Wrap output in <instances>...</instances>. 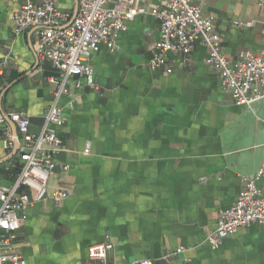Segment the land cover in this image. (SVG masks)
Here are the masks:
<instances>
[{"label":"crops","instance_id":"1","mask_svg":"<svg viewBox=\"0 0 264 264\" xmlns=\"http://www.w3.org/2000/svg\"><path fill=\"white\" fill-rule=\"evenodd\" d=\"M56 1L73 15L76 0ZM156 1L142 0L139 7L149 11ZM19 3L0 0V108L26 115L37 134L56 72L36 55V28L14 34ZM195 4L220 35L229 65L262 49L259 0ZM158 32L153 16L137 15L116 34L113 52L101 45L89 57L100 90L70 82L60 99L64 151L49 189L65 187L69 196L58 208L46 200L26 210L16 249L26 264H97L87 250L106 242L112 244L107 264H264V225L240 229L216 249L204 241L218 215L234 204L243 179L264 165V100L247 109L224 95L199 44L186 69L170 59L171 74L148 70ZM13 147L6 148L0 126L3 186L16 178V156L7 160ZM256 187L264 196V176ZM179 248L183 252L161 260Z\"/></svg>","mask_w":264,"mask_h":264},{"label":"built area","instance_id":"2","mask_svg":"<svg viewBox=\"0 0 264 264\" xmlns=\"http://www.w3.org/2000/svg\"><path fill=\"white\" fill-rule=\"evenodd\" d=\"M78 10L71 24L70 13L58 9L56 0H20L12 16L13 32L18 35L36 28L35 52L39 60L48 61L56 72L52 101L43 115L37 134L29 131L30 120L20 112L3 113L0 108V126L3 128L6 148L13 147V137L7 120L15 125L19 149L11 166L18 168L12 184H0V264H26L16 252L17 236L26 210L36 203L50 200L54 207L69 196L65 187L49 189V180L55 174L57 156L64 151L58 129L63 125L60 99L68 94L70 82L76 89L100 90L95 82L89 57L101 45L114 50V38L126 29L137 15L149 13L159 25L158 39L153 44L147 63L150 71L171 74L170 59L181 69L191 62L197 44L206 50L205 64L219 76L220 88L233 102L247 109L264 100V45L257 53L247 52L233 66L222 53L221 38L212 21L204 17L196 0H157L146 11L139 7L142 0H77ZM264 9V0H259ZM2 68L0 65V75ZM89 152L88 146L84 154ZM69 167L62 166V172ZM264 176V165L253 177L243 179L237 198L228 210L218 215L215 228L206 234L205 243L212 249L238 230L251 225H264V196L256 181ZM26 189L25 192H21ZM109 242L88 248V260L107 264ZM183 252L182 248L166 253L161 260ZM155 260H138L130 264H154Z\"/></svg>","mask_w":264,"mask_h":264},{"label":"water","instance_id":"3","mask_svg":"<svg viewBox=\"0 0 264 264\" xmlns=\"http://www.w3.org/2000/svg\"><path fill=\"white\" fill-rule=\"evenodd\" d=\"M77 10H78V2H77V0H76V8H75V11H74V13H73V15H72L71 20H70L66 25H64V26L61 27V28H65V27H67V26H69V25L71 24V22L73 21V19L75 18L76 14H77ZM7 123L9 124V126H10L11 129H12L13 143H14L13 150H12L11 154H10V155L8 156V158H7V160H10V159H12V158L16 155V153H17V151H18V149H19V141H18V139H17V134H16V128H15V125L12 124L9 120H7Z\"/></svg>","mask_w":264,"mask_h":264},{"label":"trees","instance_id":"4","mask_svg":"<svg viewBox=\"0 0 264 264\" xmlns=\"http://www.w3.org/2000/svg\"><path fill=\"white\" fill-rule=\"evenodd\" d=\"M11 171L13 172V175L16 177L19 170L17 167H15V168H12Z\"/></svg>","mask_w":264,"mask_h":264}]
</instances>
